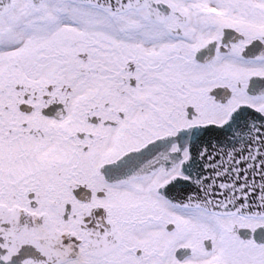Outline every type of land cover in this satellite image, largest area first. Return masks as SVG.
<instances>
[{
    "label": "snow or ice",
    "instance_id": "6c2138e0",
    "mask_svg": "<svg viewBox=\"0 0 264 264\" xmlns=\"http://www.w3.org/2000/svg\"><path fill=\"white\" fill-rule=\"evenodd\" d=\"M0 264H264V0H0Z\"/></svg>",
    "mask_w": 264,
    "mask_h": 264
}]
</instances>
